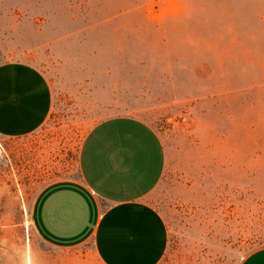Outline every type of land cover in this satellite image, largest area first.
<instances>
[{"label": "rangeland", "instance_id": "1", "mask_svg": "<svg viewBox=\"0 0 264 264\" xmlns=\"http://www.w3.org/2000/svg\"><path fill=\"white\" fill-rule=\"evenodd\" d=\"M0 59L40 71L50 116L0 138V264H86L30 215L47 183L77 179L104 119L147 123L165 151L144 199L168 232L158 264H239L264 248V0H0Z\"/></svg>", "mask_w": 264, "mask_h": 264}, {"label": "crops", "instance_id": "2", "mask_svg": "<svg viewBox=\"0 0 264 264\" xmlns=\"http://www.w3.org/2000/svg\"><path fill=\"white\" fill-rule=\"evenodd\" d=\"M52 92L30 64L0 59V138L31 135L50 116ZM159 136L137 118L104 119L83 138L77 179L46 183L34 196L35 236L54 250L88 247L86 264H158L168 232L145 198L162 178ZM239 264H264V248Z\"/></svg>", "mask_w": 264, "mask_h": 264}]
</instances>
